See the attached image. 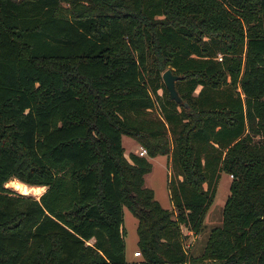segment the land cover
<instances>
[{
	"label": "trees",
	"instance_id": "obj_1",
	"mask_svg": "<svg viewBox=\"0 0 264 264\" xmlns=\"http://www.w3.org/2000/svg\"><path fill=\"white\" fill-rule=\"evenodd\" d=\"M122 135L170 156L172 210ZM123 207L143 264H264V0H0V264H123Z\"/></svg>",
	"mask_w": 264,
	"mask_h": 264
},
{
	"label": "rangeland",
	"instance_id": "obj_2",
	"mask_svg": "<svg viewBox=\"0 0 264 264\" xmlns=\"http://www.w3.org/2000/svg\"><path fill=\"white\" fill-rule=\"evenodd\" d=\"M66 5V3L62 4ZM167 68L163 69L162 73ZM162 81V76H161ZM163 82V81H162ZM122 145L124 147V153L126 156L129 152L135 151L138 154L139 148L134 139L128 135H122ZM148 159L149 156L145 155ZM169 155H157L150 159L152 163V169L150 172L144 175V185L153 189L154 197L165 208L171 207L169 198V179L172 178L173 168L171 166ZM230 174L222 172L217 182L216 192L209 206L205 217L203 219V230L198 235L188 231L181 226L182 234L184 237V245L189 256L198 257L202 254L205 246V240L212 227L220 226L222 220V207L229 193V184L231 180ZM18 179L13 178L7 182L5 186L10 188L14 192L31 194L38 197L46 187L28 186L26 192L19 191L14 188V184L18 182ZM20 182V181H19ZM22 183V182H21ZM25 184V183H24ZM172 210V209H171ZM137 218L126 207L123 214V228H124V240H125V263L123 264H143L142 255L139 250L137 240L138 235L136 232ZM209 260H198L194 264H210Z\"/></svg>",
	"mask_w": 264,
	"mask_h": 264
},
{
	"label": "water",
	"instance_id": "obj_3",
	"mask_svg": "<svg viewBox=\"0 0 264 264\" xmlns=\"http://www.w3.org/2000/svg\"><path fill=\"white\" fill-rule=\"evenodd\" d=\"M162 81L166 87V89L168 90V95L170 99L175 100L178 103L182 102L181 97L179 96L176 88H175V80L177 79V75L173 74L172 71L167 68L163 73H162ZM183 104L187 107V103L183 102Z\"/></svg>",
	"mask_w": 264,
	"mask_h": 264
},
{
	"label": "bare ground",
	"instance_id": "obj_4",
	"mask_svg": "<svg viewBox=\"0 0 264 264\" xmlns=\"http://www.w3.org/2000/svg\"><path fill=\"white\" fill-rule=\"evenodd\" d=\"M14 188L17 189V190H19V191L26 192L28 186L26 184L21 183V182L18 181V182H16L14 184Z\"/></svg>",
	"mask_w": 264,
	"mask_h": 264
},
{
	"label": "built area",
	"instance_id": "obj_5",
	"mask_svg": "<svg viewBox=\"0 0 264 264\" xmlns=\"http://www.w3.org/2000/svg\"><path fill=\"white\" fill-rule=\"evenodd\" d=\"M138 154L141 156H145L146 155V149L142 146H140ZM230 176L232 177V174H230Z\"/></svg>",
	"mask_w": 264,
	"mask_h": 264
},
{
	"label": "crops",
	"instance_id": "obj_6",
	"mask_svg": "<svg viewBox=\"0 0 264 264\" xmlns=\"http://www.w3.org/2000/svg\"><path fill=\"white\" fill-rule=\"evenodd\" d=\"M134 141H135V140H134ZM135 142H136V141H135ZM136 143H137V142H136ZM137 146H138V148H139V146H141V145H140L139 143H137ZM131 152H135V151H131ZM149 158L152 159L153 157H149ZM150 159H149V160H150ZM44 187H45V186H44ZM170 202H171V201H170ZM124 208H125V207H123V214H124ZM167 209H170V210H171V209H172V204H171V207H170V208H167Z\"/></svg>",
	"mask_w": 264,
	"mask_h": 264
}]
</instances>
